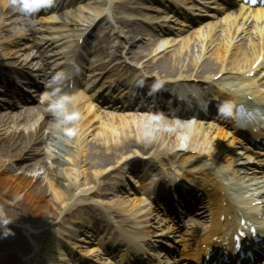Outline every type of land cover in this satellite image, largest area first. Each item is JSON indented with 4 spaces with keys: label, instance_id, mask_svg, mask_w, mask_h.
Wrapping results in <instances>:
<instances>
[{
    "label": "bare ground",
    "instance_id": "6f19581e",
    "mask_svg": "<svg viewBox=\"0 0 264 264\" xmlns=\"http://www.w3.org/2000/svg\"><path fill=\"white\" fill-rule=\"evenodd\" d=\"M6 2V0H0L1 18L4 13L1 11L3 9L2 6ZM92 3L95 5L92 8V17L95 18L97 16L98 18L96 26H110L113 35L114 31L112 28L117 27V23L120 26V24H127V21L130 20V18L124 17L125 12L133 9L129 7L127 0H92ZM111 11L117 13L119 16L111 19ZM102 14L107 17L102 19L99 17ZM239 18L240 16L235 17L231 21L228 17L226 28L231 27L233 24L232 28L236 26V29H240L242 33L253 32L255 21L258 18L254 16L249 21L245 18H241V20ZM130 25L131 22L128 26L124 25L128 28V35L125 38V42L128 45L134 43L136 36L139 34L137 31H131L129 29ZM67 29L68 27L66 28L65 23L57 27V29L45 28L43 31L59 30L62 32ZM3 31H6V28L0 22V49L6 51L8 49L6 48L7 45L10 43L17 44L19 40L16 37L2 33ZM232 31L234 32V30ZM194 36L192 45L186 44L188 41L187 37L170 56L167 58L161 57L162 60L158 58L155 62H144L148 54L144 57L140 53H136V60L140 61L137 64L150 70L149 72L164 74L167 77L165 80L170 82L173 80L183 82L185 79L211 77V75L223 68L221 63L224 61V53L226 51L225 41H213L215 45L212 46L213 42L211 39H207V34L201 36V31L197 30ZM28 38L31 41L34 40L29 35ZM53 38L56 37H52L49 40L51 41ZM34 44H37V42ZM48 44L45 43V45ZM240 48L241 50L239 51H232L230 59L225 65L231 71L247 67L255 54L256 47L253 43L248 42L247 47L242 46ZM123 49L124 46L119 51H124ZM146 50L147 48L143 47V51ZM203 52L207 53L202 54ZM9 55L11 56L8 52L0 53V67H3L7 63H14L7 58L10 57ZM12 56L15 57L14 55ZM120 58L116 59L120 60ZM232 58L236 63H233ZM14 66L12 65V67ZM73 108L77 109L78 118L70 121L65 127L75 125L78 129L76 133L68 136L64 131L59 129L58 131H54L55 137L53 134L48 137L49 146L55 143L53 146L55 151H51L53 153L51 167L42 159L33 162L35 159L33 155L40 152L38 150L39 147L36 146V141L40 137V130L38 128L46 124L44 119H39L32 109L19 112L15 117H2L0 114V205H2L0 213L4 215V208L9 206L10 211L15 212L10 213V217L8 215L10 219H14L13 215L15 214L20 221L34 222V225L31 226H24L23 223L19 222L22 225L21 230L29 240L30 238L32 240L37 239L40 232L35 231L41 230L45 226H52L50 224L59 215L80 212L81 208L84 207L82 203L86 200L82 198L83 195L103 196V192L98 193V188L101 185H105L104 178H109L110 176V179L114 176L121 178L131 173L132 171L130 170H133L131 169L133 167L131 165L134 161L142 162L141 158L147 159L146 161L148 162L145 163L150 164L153 161L159 163L160 169L165 171L177 167L178 169H175L174 172L188 179L192 172H204V174L209 176L214 173L210 167L206 166L209 161H203L202 164L194 162L208 158L214 162L221 163L222 159L229 157V153L224 148L218 147L214 136L208 138L205 134H200L202 126L197 123L191 124L192 129L190 130L192 132L190 133L193 135L191 141H188L187 145L182 146L186 150L194 151V153L188 157L186 156L181 161L184 162L182 164L179 161L181 155H184V153L178 147L177 135L171 133L170 129L167 131V128H155L152 124L145 123L141 125L138 118H128L121 115H108L105 119L99 115L92 116V111L89 108H83L77 104H74ZM67 110L70 112L72 109L67 105ZM50 117L57 124V117L54 112L50 114ZM54 117L56 118L54 119ZM29 122H32V125L28 127L26 132H21L17 129L20 124L27 125ZM49 146L47 150H49ZM178 152L181 154L179 155ZM48 157L51 156H47L46 158ZM230 157H232L231 154ZM15 158H19L21 161L23 159L25 160L23 162L26 163L18 165V168H14L10 163V159L13 162ZM85 165L88 167H85ZM28 168H30L29 175L26 173ZM10 169H16V171L4 174ZM40 170H44L49 178L47 185L42 182L41 177L37 173ZM233 172L242 174V169H238L237 167ZM225 175L218 174L216 176L220 177L221 183H224L223 178ZM197 176L200 175L197 174ZM249 180L257 187L253 177H249ZM204 182V190L207 194L209 196L215 195L216 191L214 187L218 183V180H211L206 176ZM81 187H84V189ZM73 190H77V192L68 201ZM48 193L52 196L46 199L45 196ZM256 197L260 199L257 191ZM90 201L93 200L90 199ZM99 202L101 203V201ZM139 204L141 203L138 199H133L129 209H136L137 212L141 213L137 209L139 208ZM5 231L7 230L0 227V253L5 254L6 258H9L14 253H18V250L23 248V244L19 243L20 240L18 238L9 235V232L5 234ZM54 232H58V230H54ZM18 243L21 244V247ZM30 247L32 248V246ZM52 248L53 246L49 245L48 247H43L40 252L41 258L44 257L45 259V264H55L58 259L60 260L58 256H55ZM6 253L10 256L7 257Z\"/></svg>",
    "mask_w": 264,
    "mask_h": 264
},
{
    "label": "rangeland",
    "instance_id": "374dc122",
    "mask_svg": "<svg viewBox=\"0 0 264 264\" xmlns=\"http://www.w3.org/2000/svg\"><path fill=\"white\" fill-rule=\"evenodd\" d=\"M132 5V4H131ZM143 7V6H142ZM141 11V10H140ZM115 17H116V15H115ZM72 19H74V20H77V23H78V25L80 26L81 24H82V22L80 21V16H79V14L78 13H74V15H73V17H72ZM75 27V26H74ZM13 30H14V34H16V29H14L13 28ZM138 46H139V44H137ZM176 49V48H175ZM131 50L132 51H137V48L135 47V46H133L132 45V47H131ZM174 51H172V52H170V53H167L166 54V56H170V54L171 53H173ZM153 74H155V73H153ZM157 74V73H156ZM159 75V74H158ZM21 131H24L25 130V128H23V127H20L19 128ZM53 150H55L54 148H52V151ZM48 152V151H47ZM37 155H40V156H37L36 157V159H34L33 160V162H35V160H38V158H40V159H43L44 160V162L46 161L47 163H48V166H50V164H52V162H53V158H51V157H48V158H45V155L46 154H40V153H36ZM52 154V153H51ZM12 160L10 159V163H11V165L12 166H14V168H18L19 166L18 165H23V163H26V162H23V161H25V160H23L22 159V161L21 160H19V158H15V160H13V162H11ZM9 163V162H8ZM36 164V163H35ZM38 166V165H37ZM85 167H88V166H86L85 165ZM37 168V167H36ZM30 168H28L27 170L28 171H26V173L29 175L30 174V170H29ZM16 171V169H10V170H8V172H5L4 174H7V173H13V172H15ZM37 173H38V175L41 177V180H42V182L44 183V184H48L49 183V178L47 177V174H46V172H44V170H40V171H37ZM105 180H107V178H105ZM81 188H83L84 189V187H81ZM76 192H77V190H73L72 192H71V196H70V198H69V200L68 201H70L71 199H72V197H73V195L74 194H76ZM50 196H52L50 193H48V195H46L45 196V198L46 199H49L50 198ZM111 196V195H110ZM111 197H113V196H111ZM111 201H114V202H117L118 201V203L121 201V198H112V199H110V197H109V199L106 201V202H111ZM0 207H2V205H0ZM10 213H15L14 211H10V207L9 206H6L5 208H4V215H6L7 216V219H9V220H11L10 222H8L6 225H0V227L1 228H3L4 230L6 229H10L11 231H9V235H11L12 237H15V238H18L20 241H19V243L21 242V244H23V248L22 249H20V250H18V253H15V254H13V256L12 257H10L11 258V262H10V264H40V261H41V259H40V255L38 254V256L37 255H35L34 253H32V251L30 250V246H32V245H34L35 246V241H37L39 244L40 243H43V244H45L46 242H39L40 241V239H42V237H44V239L47 241L48 240V237H49V229H51V228H49V227H44L43 229H41V230H36L35 232H40V234L38 235L39 237H38V239H36L35 241L34 240H32L31 238H30V240L28 239V238H26V235L23 233V231L21 230V226L22 225H20V223H23L24 224V226H27V225H34L33 223L34 222H31V221H29V222H23V221H20V220H18V218L15 216V214L13 215L14 216V219H10L9 217H10ZM8 215H9V217H8ZM5 216V217H6ZM67 217H69V214H66V215H63V216H61V217H57L56 218V220H54V221H56V223H55V225H54V227H58V226H61L60 224H62L63 222H65L66 221V218ZM61 218H62V220H61ZM20 222V223H19ZM33 242H35V243H33ZM7 243V242H6ZM18 243V244H19ZM8 244V243H7ZM21 244H19V246L21 247ZM36 245H37V243H36ZM33 247V246H32ZM34 251H36L35 250V247H34ZM12 258H13V260H12ZM5 264H9V263H5Z\"/></svg>",
    "mask_w": 264,
    "mask_h": 264
},
{
    "label": "clouds",
    "instance_id": "9594fccd",
    "mask_svg": "<svg viewBox=\"0 0 264 264\" xmlns=\"http://www.w3.org/2000/svg\"><path fill=\"white\" fill-rule=\"evenodd\" d=\"M13 3L16 4L20 11L26 14H30L31 12L36 10V5L30 4L27 2V0H13ZM63 76V73L58 74L57 80L60 79ZM159 87V84L156 85ZM70 101V98L67 96H61L59 99L54 101L51 105V110L55 113L57 117V128L64 131L68 136H72L76 133L78 130L75 125H71L68 127H65V125H68L70 121H74L78 118V113L73 110L72 112H68L67 110V104ZM11 220L4 217L2 213H0V225H6ZM11 231L10 229H7L5 231V234L7 232Z\"/></svg>",
    "mask_w": 264,
    "mask_h": 264
}]
</instances>
